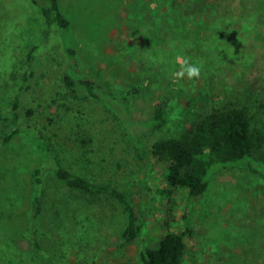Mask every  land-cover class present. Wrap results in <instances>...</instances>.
Wrapping results in <instances>:
<instances>
[{
  "label": "rangeland",
  "instance_id": "374dc122",
  "mask_svg": "<svg viewBox=\"0 0 264 264\" xmlns=\"http://www.w3.org/2000/svg\"><path fill=\"white\" fill-rule=\"evenodd\" d=\"M59 1L71 21L65 40L77 49L73 59L78 74L116 93L135 90L133 120L148 119L166 96V121L154 130L135 129L141 137L139 155L135 140L127 138L120 118L107 105L66 94L61 78L66 64L56 49L48 62L40 57L35 84L58 97L56 107L77 114L71 127L54 139L60 159L74 171L120 186L138 208L143 235L121 243L125 215L105 195L95 204L88 201L80 212L85 222L72 225L70 232L59 231V218L72 221L76 211L69 203L80 196L50 173L44 232L36 240L29 227L32 170L45 152L29 130L4 141L7 125L2 117L20 86L25 44L41 41L46 24L30 0H0V248L11 252L9 261L137 264L143 243L153 246L169 229H188L185 264H264V176L239 165L219 167L202 195L189 199L187 190L178 188L171 196L163 192L166 163L150 150L155 138L178 134L212 98L248 87L264 94V0ZM178 55L201 66L199 79L173 76L180 68ZM81 134L92 137L86 153L73 148ZM259 168L264 172V164ZM107 216H113L108 228L101 225Z\"/></svg>",
  "mask_w": 264,
  "mask_h": 264
},
{
  "label": "trees",
  "instance_id": "16d2710c",
  "mask_svg": "<svg viewBox=\"0 0 264 264\" xmlns=\"http://www.w3.org/2000/svg\"><path fill=\"white\" fill-rule=\"evenodd\" d=\"M30 1L40 8L46 30L41 41L25 44L24 70L21 72L20 86L9 104L7 115L2 118L7 125L4 141H10L23 129L29 130L35 133L45 152L44 158L32 170L34 188L29 214L31 233L37 240L44 232L41 228L45 214L44 197L48 176L52 173L68 190L80 196L78 202L69 203L76 211L70 218L72 221L68 222L63 216L59 218V231L70 232V227L85 222L83 213L80 212L87 206L88 201L95 204L105 195L118 202L125 215V224L120 231L119 240L122 244L136 242L142 238L143 227L138 208L127 193L115 183L90 178L74 171L65 166L60 159L53 144L54 139L60 137L63 130L71 127L77 114H71L72 110L69 107L65 111H62L58 104L59 107H56L54 103L58 102V97H51L50 93L38 88L39 84H35L39 58L45 57L44 61L48 62L49 53L56 49L66 64L61 77L66 94L72 97H93L107 105L113 114L120 118L127 138L135 140L139 155H142L141 137L135 129L141 126L151 130L161 127L166 121L167 97H162V100L156 103L148 119L133 120L131 107L136 98L135 90L116 93L95 80L78 74L77 64L73 59L77 49L69 46L65 40V32L71 21L62 11L60 1ZM212 37L208 39L211 42ZM3 56L4 46L0 47V57ZM222 63L218 67H222L224 64ZM203 107L204 110L178 134L160 135L150 146L152 156L166 163L164 180L167 183V190L163 192L166 191L171 196L178 188L186 189L189 199L202 195L215 169L219 167L224 169L239 165L237 167L264 176V172L259 168L264 164V94L248 87L231 96L212 98L211 102H204ZM91 141L92 137L87 138L85 134H81L79 144L73 148L86 153ZM244 159L246 161L243 165ZM112 217L102 219L101 225L108 228ZM167 223L168 221L165 227ZM186 231L188 229L185 232L169 229L156 245L143 243L138 253L137 264H185L188 251ZM68 238L72 240L71 235ZM0 249L2 251L0 264L3 260L6 264H14L9 261L11 252L5 250V246Z\"/></svg>",
  "mask_w": 264,
  "mask_h": 264
},
{
  "label": "clouds",
  "instance_id": "9594fccd",
  "mask_svg": "<svg viewBox=\"0 0 264 264\" xmlns=\"http://www.w3.org/2000/svg\"><path fill=\"white\" fill-rule=\"evenodd\" d=\"M176 62L180 65L178 71L173 73V76L177 79L196 80L201 76V66L191 62L190 57L176 56Z\"/></svg>",
  "mask_w": 264,
  "mask_h": 264
}]
</instances>
